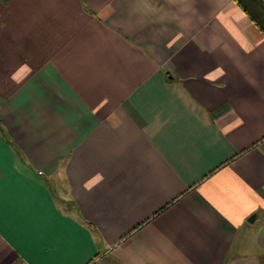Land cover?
<instances>
[{
    "label": "crops",
    "instance_id": "0c3cea01",
    "mask_svg": "<svg viewBox=\"0 0 264 264\" xmlns=\"http://www.w3.org/2000/svg\"><path fill=\"white\" fill-rule=\"evenodd\" d=\"M0 264H264V0H0Z\"/></svg>",
    "mask_w": 264,
    "mask_h": 264
}]
</instances>
